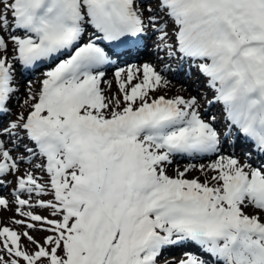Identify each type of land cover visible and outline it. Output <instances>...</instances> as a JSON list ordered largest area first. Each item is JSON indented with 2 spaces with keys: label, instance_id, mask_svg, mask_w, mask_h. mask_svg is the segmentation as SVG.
<instances>
[{
  "label": "snow or ice",
  "instance_id": "obj_1",
  "mask_svg": "<svg viewBox=\"0 0 264 264\" xmlns=\"http://www.w3.org/2000/svg\"><path fill=\"white\" fill-rule=\"evenodd\" d=\"M0 189V264H264V0H0Z\"/></svg>",
  "mask_w": 264,
  "mask_h": 264
},
{
  "label": "rangeland",
  "instance_id": "obj_2",
  "mask_svg": "<svg viewBox=\"0 0 264 264\" xmlns=\"http://www.w3.org/2000/svg\"><path fill=\"white\" fill-rule=\"evenodd\" d=\"M92 29L89 28V32H91ZM113 71V70H112ZM27 75V74H26ZM40 76V73L39 72H36L35 75L32 77V79L34 80L35 77H39ZM197 77H198V74L193 71V74H192V78L191 79H188L187 75L184 74V73H181L179 75V77L177 79H173L172 82V85L170 86V88L168 90H166L167 92V95L169 96H172V95H176V94H184V95H188V94H195V92L193 91L192 89V85L194 83V81L197 80ZM108 79H112V72H111V75L108 76ZM202 77H200V80L202 81ZM176 84V85H175ZM182 85V86H180ZM38 87V85H37ZM181 87H184V88H187L188 89V92H185V93H181L180 92V89ZM113 91H115V85H113ZM209 98H211V94H209ZM211 112L216 114L217 116L220 115V111H219V106H214L211 108ZM14 118V117H13ZM247 151V148L245 147H238L236 149V152H237V155L241 157V159H243V153ZM176 162L179 164L178 168L180 170H183L186 166H188L189 164H196V165H199V164H207V163H210L211 161L209 159H205V158H199V159H191V160H188V159H182V158H176L175 159ZM39 162V161H37ZM29 168V165L27 164H24L22 165L21 167V172L27 170ZM174 169H176V167H174ZM36 175L37 176H44L45 179H47V176L45 173H42V172H39L37 171L36 172ZM171 175H174L171 174ZM199 176L201 181L204 180V176L197 170H193L191 173L188 174V177L189 179H192V178H195ZM0 192H3L4 195L8 196L9 199H12V197L9 195V192L8 190H3V189H0ZM24 198H27L26 194L24 196ZM44 199H49L50 197H42ZM41 214H45L47 215V213L44 211V210H38ZM14 213L12 211H0V221H2L3 223H8L9 219L11 217H13ZM17 219H19L20 217L19 216H16ZM17 230H23V229H20L19 226H17ZM34 235H37V237H42L43 235H45V233H33ZM174 249V248H173ZM179 250H174V251H170L168 250L166 252V255H168L169 257L171 256H175L177 259L181 258V254L185 251V250H192V251H196L195 249H192L190 247V249H185V248H181V247H178ZM172 254V255H171Z\"/></svg>",
  "mask_w": 264,
  "mask_h": 264
},
{
  "label": "bare ground",
  "instance_id": "obj_3",
  "mask_svg": "<svg viewBox=\"0 0 264 264\" xmlns=\"http://www.w3.org/2000/svg\"><path fill=\"white\" fill-rule=\"evenodd\" d=\"M195 71V70H193ZM108 76H110V72L108 73ZM37 79V77L34 78V80ZM173 83V82H172ZM174 84V83H173ZM176 85V84H175ZM182 86V85H180ZM185 93V92H184ZM178 157H186V156H178ZM179 164L176 162V160H174V164L169 168V174H173L174 173V167L178 168Z\"/></svg>",
  "mask_w": 264,
  "mask_h": 264
}]
</instances>
